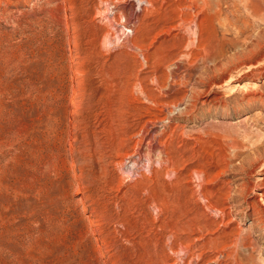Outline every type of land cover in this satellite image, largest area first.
Listing matches in <instances>:
<instances>
[{
	"label": "rangeland",
	"instance_id": "1",
	"mask_svg": "<svg viewBox=\"0 0 264 264\" xmlns=\"http://www.w3.org/2000/svg\"><path fill=\"white\" fill-rule=\"evenodd\" d=\"M138 1L0 0V264H264V0Z\"/></svg>",
	"mask_w": 264,
	"mask_h": 264
},
{
	"label": "bare ground",
	"instance_id": "2",
	"mask_svg": "<svg viewBox=\"0 0 264 264\" xmlns=\"http://www.w3.org/2000/svg\"><path fill=\"white\" fill-rule=\"evenodd\" d=\"M139 3V5H141L142 4V2H145L146 4H149V1L148 0H139L138 1ZM144 4V3H143ZM202 4H203V10H206L205 8L207 7L206 5V1L205 0H202ZM150 5V4H149ZM140 9H144L143 7H140ZM206 12V11H205ZM135 13L136 12H134L133 14H134V16L136 17V15H135ZM135 17L134 18H132L129 22H127V23H123L122 25L123 26H126V24H128V28L131 30L132 29V24H133V22H134V20H135ZM137 18V17H136ZM135 21H137V20H135ZM134 29V28H133ZM133 31V30H132ZM195 35V34H194ZM126 42V41H125ZM127 43H128V41H127ZM254 74V73H253ZM231 81H232V79H231ZM243 87V86H242ZM196 94V93H195ZM252 94H254V93H252ZM251 94V95H252ZM250 95V96H251ZM252 96H254V95H252ZM194 97H196V96H194ZM193 97V98H194ZM216 99V98H215ZM194 100V99H193ZM192 101V100H191ZM193 103V102H192ZM195 103V102H194ZM193 105V104H192ZM191 105V106H192ZM188 109H191V108H188ZM187 109V110H188ZM183 112V111H182ZM184 112H185V110H184ZM187 112V111H186ZM188 113V112H187ZM189 116V115H188ZM175 141V140H174ZM170 142V141H169ZM153 144H154V142H153ZM171 144V143H170ZM167 145V144H166ZM168 145H169V143H168ZM171 146V145H170ZM158 148H160L159 146H158ZM164 148V147H163ZM168 148V147H167ZM170 148V147H169ZM156 149V148H155ZM172 149H174L173 147H172ZM165 150V149H164ZM168 150H170V149H168ZM171 151V150H170ZM176 151V150H175ZM158 152V151H157ZM160 153V152H159ZM165 153H166V151H165ZM171 153H172V151H171ZM175 153V152H174ZM192 153V152H191ZM173 156L174 154H169L168 156ZM176 156V155H175ZM174 157V156H173ZM172 157V158H173ZM179 157V156H178ZM183 157H184V155H183ZM159 158V157H158ZM171 158V159H172ZM199 158V157H198ZM171 159L169 158V157H166V158H164L163 159V162H167V163H169V164H171V165H173L174 163L171 161ZM183 159V158H182ZM185 159V158H184ZM158 160V159H157ZM177 160V161H176ZM175 161L177 162V164L180 162V161H178L179 159H176ZM188 160H192V159H188ZM183 161V160H182ZM198 161V160H197ZM142 162H144V163H146V165H145V169H149V164H150V161H149V159H148V157L147 158H145L142 154H140V153H135V154H132V155H130L129 157H127L126 158V161L123 163L124 165V170H125V172L128 174V173H132V172H134L140 165H142ZM159 162V161H158ZM189 162V161H188ZM191 162V161H190ZM185 163H186V160H185ZM193 163V162H192ZM198 163V162H197ZM161 165V164H160ZM170 165V166H171ZM182 165H183V163H182ZM181 165V166H182ZM197 165H199V163L197 164ZM195 165H193V167H194ZM261 166V165H260ZM174 167V166H173ZM176 167H178L179 168V165L178 166H176L175 165V167L174 168H176ZM190 167V166H189ZM171 168V167H170ZM195 168V167H194ZM204 168V167H203ZM250 168V167H249ZM184 169V168H183ZM169 170V169H168ZM173 171V170H172ZM207 171V170H206ZM186 172V171H185ZM196 172V171H195ZM170 173V172H169ZM168 173V174H169ZM197 173V172H196ZM203 173H205V172H203V171H199L198 172V175H199V180H198V185H200V186H202L201 184L204 182V181H202V178L204 177L202 174ZM183 175V174H182ZM203 177H202V176ZM208 175V173H206V176ZM177 176V175H176ZM175 176V177H176ZM183 177V176H182ZM197 177V179H198V176H196ZM208 177V176H207ZM178 178H180V177H178ZM203 180H205L204 178H203ZM264 180V179H263ZM179 181H181V179L179 180ZM176 182V181H175ZM202 182V183H201ZM205 183V182H204ZM175 185H176V183H174ZM178 184H180V183H178ZM264 185V184H263ZM242 186V185H241ZM199 188V187H198ZM202 189V188H201ZM239 190V189H238ZM243 190L244 189H242V190H240V193L241 192H243ZM262 190V189H261ZM201 191V190H200ZM245 191V190H244ZM246 191H247V189H246ZM197 193V192H196ZM203 193V192H202ZM248 193V192H247ZM199 194V193H198ZM205 194H206V192H205ZM211 195H213V193L212 194H210V196ZM241 195V194H240ZM263 195H264V192H263ZM207 196V195H206ZM214 197V196H213ZM204 198V197H203ZM208 199H209V197H208ZM211 200V199H210ZM204 201V200H203ZM205 202V201H204ZM208 202V201H207ZM205 204H208V203H205ZM210 204V203H209ZM247 204H249L250 205V208H251V212H250V216H251V218H252V220H253V224L255 225V226H258V228H260V229H263L264 228V208H260L259 207V205L257 206V203H247ZM211 206V205H210ZM207 207V206H206ZM212 207V206H211ZM207 208H209V207H207ZM215 214V213H214ZM201 230V229H200ZM203 232H204V230H203ZM185 233V232H184ZM192 233V232H191ZM177 235V234H176ZM185 238V237H184ZM179 239V238H178ZM240 239V238H239ZM238 241V240H237ZM179 244H181V243H179ZM245 244V243H244ZM251 244V243H250ZM184 245V244H183ZM252 245V244H251ZM245 246L247 247L248 245H247V242H246V244H245ZM244 245H243V243H242V241L241 240H239L238 242H234L233 243V245H232V252L230 253V255H229V258H230V263L229 264H246V263H244V261L246 262V258L245 257H241L240 256V254L238 253V251L239 250H244V249H246V247H245ZM186 247V246H185ZM179 248V247H178ZM202 248V247H201ZM250 248H252V247H250ZM184 249V250H183ZM183 249H178V251L177 252H180L181 254H182V257L180 258L181 259V261L185 258V252H187V250H188V248H183ZM199 250H200V248H198ZM197 249V250H198ZM251 250V249H250ZM253 251V250H252ZM179 255V254H178ZM246 255V254H245ZM190 257H191V255H190ZM248 257V256H247ZM197 258H200V256H197ZM252 258V257H251ZM249 260H252V259H249Z\"/></svg>",
	"mask_w": 264,
	"mask_h": 264
}]
</instances>
